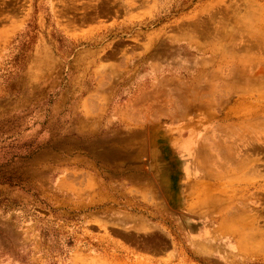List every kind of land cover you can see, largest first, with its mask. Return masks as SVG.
Returning a JSON list of instances; mask_svg holds the SVG:
<instances>
[{
    "label": "rangeland",
    "instance_id": "rangeland-1",
    "mask_svg": "<svg viewBox=\"0 0 264 264\" xmlns=\"http://www.w3.org/2000/svg\"><path fill=\"white\" fill-rule=\"evenodd\" d=\"M0 264H264V0H0Z\"/></svg>",
    "mask_w": 264,
    "mask_h": 264
}]
</instances>
